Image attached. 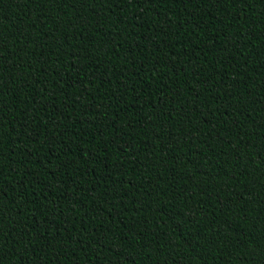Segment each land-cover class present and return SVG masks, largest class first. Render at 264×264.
<instances>
[{
	"label": "trees",
	"instance_id": "trees-1",
	"mask_svg": "<svg viewBox=\"0 0 264 264\" xmlns=\"http://www.w3.org/2000/svg\"><path fill=\"white\" fill-rule=\"evenodd\" d=\"M264 0H0V264H264Z\"/></svg>",
	"mask_w": 264,
	"mask_h": 264
},
{
	"label": "snow or ice",
	"instance_id": "snow-or-ice-1",
	"mask_svg": "<svg viewBox=\"0 0 264 264\" xmlns=\"http://www.w3.org/2000/svg\"><path fill=\"white\" fill-rule=\"evenodd\" d=\"M262 150H264V149H262Z\"/></svg>",
	"mask_w": 264,
	"mask_h": 264
}]
</instances>
